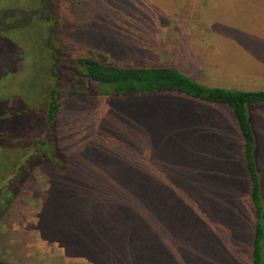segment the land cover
Instances as JSON below:
<instances>
[{"label":"rangeland","instance_id":"1","mask_svg":"<svg viewBox=\"0 0 264 264\" xmlns=\"http://www.w3.org/2000/svg\"><path fill=\"white\" fill-rule=\"evenodd\" d=\"M261 2L46 0L45 19L40 0H0V38L17 42L14 78L0 92L9 105L0 108L1 140L10 145L27 134L30 117L19 106L30 105V92L44 112L55 81L43 71L44 54L34 56L40 47L30 59L24 52L41 46L52 25L61 141L51 162L66 166L43 165L22 184L10 174L31 151L11 161L0 146V257L10 264H247L245 173L227 113L179 94L99 95L102 87L74 61L107 48L120 61L175 67L203 85L264 90ZM20 90L16 104L11 91ZM248 109L264 197V105Z\"/></svg>","mask_w":264,"mask_h":264},{"label":"trees","instance_id":"2","mask_svg":"<svg viewBox=\"0 0 264 264\" xmlns=\"http://www.w3.org/2000/svg\"><path fill=\"white\" fill-rule=\"evenodd\" d=\"M45 1L40 0L41 5H39V8L44 12L43 17L50 19L51 16L48 14V10L45 9L47 8L46 5H43ZM257 7H264V4L261 2ZM54 24L56 25V22ZM53 30L54 27L51 25L47 29L46 34L42 33L41 46L35 43L29 44V51L24 52L27 58L30 59L31 51L38 50V47H40V52L33 54L34 56H37V53L41 55V52L44 54L43 71L44 73L48 71L49 76L55 81L54 86L47 92V101L44 105L43 114L40 115L33 104L32 99L36 98L37 93L30 92V105L27 107L24 104L19 106L21 112L27 111L26 113H22V115H27L31 118L28 121L23 118L25 120L24 126L28 125L26 130L28 135L26 134V136L23 133L19 136V134H15L14 132L15 136H12V138H15V141L9 145L10 140H6L4 144L1 140L2 135L0 134V146L5 147L7 160L12 161V159H16L25 149L31 151V154L24 160L16 163L13 169L14 173L10 174L12 179L21 183L23 182L22 184H25L43 165H50L53 168L61 170L58 167L59 162H51L53 156L55 157V149L57 147L60 148L61 141L60 132L56 128V116L59 113L58 100L60 98V91L58 89L60 80L58 67L60 60L55 49L51 46ZM0 40H2V46L0 43V65L3 66V72H5L3 75H0V92H2L8 89V85H11V81L14 78L15 59L12 46L17 42L12 38L9 42L6 39L0 38ZM89 41L93 44L95 38H90ZM106 49L89 48L84 55L76 58L74 61L76 68L84 78L102 87L98 90L97 94L122 95L124 97L179 94L191 100L201 101L206 106H209L208 108L221 109L227 113L239 137V154L245 173L244 178H242L243 183L241 181L240 183L246 191V209L242 211L243 215L241 214V216L243 217L246 212L249 215V224L246 222L248 224L249 235L247 234L245 240V250H247L248 256L247 264H264V197L261 195L259 176L255 165L257 161L259 162V152L254 150L256 138L248 119L251 109L247 110L248 107L264 105V90L240 91L203 85L181 73L175 67L131 64L118 60ZM3 64L12 65V67L10 70H4L5 65ZM23 90L26 91L25 87ZM11 92L15 103L20 100L23 101L22 98H24L25 94L21 90ZM2 100L3 98L0 95V108L3 109L4 113V110L9 105ZM16 126L17 122L15 121L14 127ZM16 143H18L17 147H13ZM42 148L45 149L44 155H40V149ZM68 155L69 152L66 151L63 154V158L66 159ZM47 157L50 158V162L45 161ZM11 166H13L12 162L7 167ZM65 170L66 166L62 168L61 172H65ZM19 193V190L13 193L6 199V202L9 203L8 201L13 200ZM242 222L245 223V221ZM132 253V249L123 252L126 261H133ZM0 264L10 263L0 257Z\"/></svg>","mask_w":264,"mask_h":264}]
</instances>
